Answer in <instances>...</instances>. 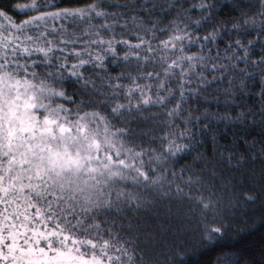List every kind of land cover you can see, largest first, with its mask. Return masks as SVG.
I'll list each match as a JSON object with an SVG mask.
<instances>
[{"label": "clouds", "instance_id": "obj_1", "mask_svg": "<svg viewBox=\"0 0 264 264\" xmlns=\"http://www.w3.org/2000/svg\"><path fill=\"white\" fill-rule=\"evenodd\" d=\"M253 160L264 0H0V264H176Z\"/></svg>", "mask_w": 264, "mask_h": 264}, {"label": "trees", "instance_id": "obj_2", "mask_svg": "<svg viewBox=\"0 0 264 264\" xmlns=\"http://www.w3.org/2000/svg\"><path fill=\"white\" fill-rule=\"evenodd\" d=\"M224 176V211L215 221L222 233H210L193 254L176 264H264V162L249 161ZM245 192L254 199L247 200Z\"/></svg>", "mask_w": 264, "mask_h": 264}]
</instances>
